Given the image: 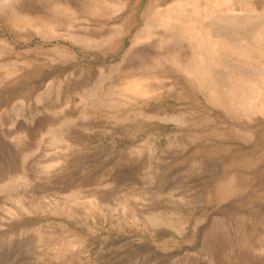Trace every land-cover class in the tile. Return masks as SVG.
I'll list each match as a JSON object with an SVG mask.
<instances>
[{"label":"rangeland","instance_id":"1","mask_svg":"<svg viewBox=\"0 0 264 264\" xmlns=\"http://www.w3.org/2000/svg\"><path fill=\"white\" fill-rule=\"evenodd\" d=\"M0 264H264V0H0Z\"/></svg>","mask_w":264,"mask_h":264},{"label":"bare ground","instance_id":"2","mask_svg":"<svg viewBox=\"0 0 264 264\" xmlns=\"http://www.w3.org/2000/svg\"><path fill=\"white\" fill-rule=\"evenodd\" d=\"M197 12L198 11H196L195 9H192V11H190V13L188 14V16H186V14L184 15L185 18H188L187 20H189V24L190 25L191 24H195L194 18H195V16H197ZM168 16L171 18L172 17V14H168ZM163 18H165V17H163ZM197 23L199 24V25H196L198 32H204L205 33V35L202 38H199V36L196 35V38H198L200 40V43L199 44L202 47V48H199V49H203L204 52H207V50L210 49V46L213 45V41H212L213 37H214L213 40H215L216 43L221 41L220 44L222 46L227 45V44L232 45V44L235 43V41H234V43L229 42L231 40H228V39H226V38H224L222 36L214 35L213 34L214 33L213 32V29L208 24H206V23H200V22H197ZM203 41L206 42V44L208 46H206ZM196 52H195V54H196L195 56H197L196 59H199V60H197V61L195 60L197 62V64L195 66H197L198 68H201V71L202 70L209 71L208 70V67H207V63H206V57H205L206 56V53H201V52H199V53L197 52L196 53ZM132 86H134V83L128 85L126 88H128V89L131 88L132 89ZM133 89H136V87L134 86ZM139 91L140 92H138V93H147V91H149V90L147 89V87H142Z\"/></svg>","mask_w":264,"mask_h":264}]
</instances>
